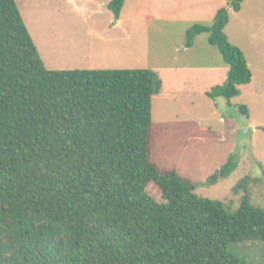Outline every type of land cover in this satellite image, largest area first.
<instances>
[{"label": "trees", "instance_id": "16d2710c", "mask_svg": "<svg viewBox=\"0 0 264 264\" xmlns=\"http://www.w3.org/2000/svg\"><path fill=\"white\" fill-rule=\"evenodd\" d=\"M225 1L211 25L186 32L188 49L208 34L228 68L206 93L214 101L253 79L225 32L245 0ZM125 2L110 1L116 19ZM163 91L152 69L49 70L17 1L0 0V264H250L238 247L264 243L250 180L233 187L243 194L233 210L154 161L153 99ZM236 167L232 155L205 185Z\"/></svg>", "mask_w": 264, "mask_h": 264}, {"label": "rangeland", "instance_id": "374dc122", "mask_svg": "<svg viewBox=\"0 0 264 264\" xmlns=\"http://www.w3.org/2000/svg\"><path fill=\"white\" fill-rule=\"evenodd\" d=\"M18 2L24 10L23 18L32 24L31 32L42 42L43 60L48 68L153 69L159 61H168L170 64L162 66L160 71L164 92L153 99L154 161L163 169L175 167L182 176L198 183V196L224 202L233 210L240 207L243 194L234 195L232 189L243 178H248L251 202L264 209V180L260 169V165L264 167L263 0H245L242 12L232 16L225 30L230 43L243 51L253 73L252 82L240 88V96L215 101L206 93L223 85L228 72L220 52L208 43V34H203L188 55L193 69L170 70L176 56L185 55L182 50L180 54L176 52L185 39V25L174 28L172 40L158 33L162 27L159 22L152 21L148 28L142 15L132 21L136 9L142 6L145 11L149 0L128 2L126 18L130 24L134 22L135 29L131 41L121 38L110 42L109 39L119 34L96 33V39L103 34L104 37L101 41L95 39L94 49L99 61L90 64L81 51L72 50L87 38L89 25H84L85 18L78 10L85 0ZM98 2L91 0L88 6L95 9ZM46 51L50 54L48 61ZM88 51L86 48L85 53ZM204 60H208L211 69H205ZM241 107L248 109V116L241 113ZM232 155L237 166L234 173L216 185H205ZM149 193L161 201L155 187H151ZM238 249L239 256L250 264H264V243L249 242Z\"/></svg>", "mask_w": 264, "mask_h": 264}, {"label": "crops", "instance_id": "0c3cea01", "mask_svg": "<svg viewBox=\"0 0 264 264\" xmlns=\"http://www.w3.org/2000/svg\"><path fill=\"white\" fill-rule=\"evenodd\" d=\"M16 1L21 10V6L19 5L18 2L19 0ZM110 1L111 0H99V2L95 6V9H93L91 6H88L91 4L90 3L91 0H85V3L83 4L84 6L78 9L79 12L82 14V16L85 18L83 19L84 25L85 26L86 24L89 25L86 29V32L89 35L86 34L87 36L86 41L81 42L77 48H72V50H77V53L78 51L79 52L81 51L80 54L83 53L81 55H84L83 58L86 60V63L90 64L99 61L98 59H96V56L98 54L95 52L94 49L97 32L107 33V34L114 33L120 35V37L119 35H115L114 38L112 37V39H109L110 42L115 40H121V38L129 42L134 38L135 35L134 22L130 24L126 18L128 17L126 13L127 5L130 0H126L125 6L122 10L119 19H116L114 14L109 10L108 6ZM227 6L228 5L225 0H149L148 8L145 11L143 10L142 6H139L136 9L134 15H132V21H135L136 16L138 17L142 15L143 21L146 23L148 28L150 27L152 21H155L154 23L159 22L162 27L158 29V33L165 35L167 39H172V40H173L172 32L174 31V28L178 25L181 26L185 25V27H183V33L185 39L179 46H177L178 48H176V52L178 54H180V51L182 50L184 51L183 54L185 55H180V57L176 56L174 62L171 64L169 69L173 71L178 70V68H180L181 70L193 69L192 68L193 66L190 65L191 60L188 55L196 48L197 40L201 37V35H199L196 38L193 48L188 49L186 48L185 45L187 30L194 25L209 26L214 22V19L218 11ZM21 11L23 14L24 10L22 9ZM241 12L242 10L239 13H232L231 18L234 14L238 15ZM24 21L43 59V52L41 50L43 47L42 42L35 35V33L33 34L31 32L33 29V27L31 26L32 24L30 22H27L25 17H24ZM128 23L129 26H125ZM118 30L120 31V33L117 32ZM103 35L96 40L101 41L104 37ZM89 46H91V49ZM86 48L89 51L85 53ZM66 50H69V48H67ZM45 57L48 61V58L50 57L48 51L45 52ZM159 57L163 58V55L160 54ZM204 63H205L204 64L205 69H211L208 60H204ZM166 64H170V63L165 60L159 61L158 66L153 68L152 70L158 71L160 74L161 67ZM176 64H179L180 66L178 67L176 66ZM48 69L56 70L57 68H48ZM70 70H76V68H72ZM87 70H95V69L92 68Z\"/></svg>", "mask_w": 264, "mask_h": 264}]
</instances>
